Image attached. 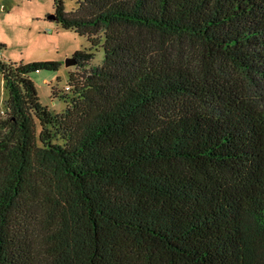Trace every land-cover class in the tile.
I'll use <instances>...</instances> for the list:
<instances>
[{
	"label": "trees",
	"instance_id": "obj_1",
	"mask_svg": "<svg viewBox=\"0 0 264 264\" xmlns=\"http://www.w3.org/2000/svg\"><path fill=\"white\" fill-rule=\"evenodd\" d=\"M53 6L90 47L60 113L0 58V264H264V0Z\"/></svg>",
	"mask_w": 264,
	"mask_h": 264
},
{
	"label": "rangeland",
	"instance_id": "obj_2",
	"mask_svg": "<svg viewBox=\"0 0 264 264\" xmlns=\"http://www.w3.org/2000/svg\"><path fill=\"white\" fill-rule=\"evenodd\" d=\"M65 9L76 8L78 0H63ZM54 12L53 0H0V58L5 61H56L57 70L41 69L30 73L42 105L52 113H60L66 103L60 96L67 93L70 74H79L78 64L66 65V59L76 51L90 47L85 36L73 29L62 28L48 18ZM95 53L90 64L102 63L103 49L93 48ZM89 68V67H88ZM55 91V95L52 93ZM7 98L3 79L0 76V108Z\"/></svg>",
	"mask_w": 264,
	"mask_h": 264
},
{
	"label": "water",
	"instance_id": "obj_3",
	"mask_svg": "<svg viewBox=\"0 0 264 264\" xmlns=\"http://www.w3.org/2000/svg\"><path fill=\"white\" fill-rule=\"evenodd\" d=\"M48 18L51 19V20H55V15H54V13L49 14V15H48ZM65 64H66V65H74V64H76V59H75V57L71 56V57L67 58Z\"/></svg>",
	"mask_w": 264,
	"mask_h": 264
},
{
	"label": "built area",
	"instance_id": "obj_4",
	"mask_svg": "<svg viewBox=\"0 0 264 264\" xmlns=\"http://www.w3.org/2000/svg\"><path fill=\"white\" fill-rule=\"evenodd\" d=\"M0 109H1V108H0ZM0 112L3 113V110L1 109Z\"/></svg>",
	"mask_w": 264,
	"mask_h": 264
}]
</instances>
